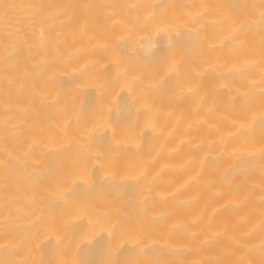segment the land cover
<instances>
[{"label": "bare ground", "instance_id": "6f19581e", "mask_svg": "<svg viewBox=\"0 0 264 264\" xmlns=\"http://www.w3.org/2000/svg\"><path fill=\"white\" fill-rule=\"evenodd\" d=\"M0 264H264V0H0Z\"/></svg>", "mask_w": 264, "mask_h": 264}]
</instances>
